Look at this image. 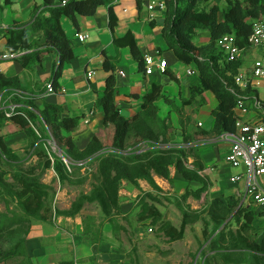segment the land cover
Masks as SVG:
<instances>
[{"label": "crops", "instance_id": "obj_1", "mask_svg": "<svg viewBox=\"0 0 264 264\" xmlns=\"http://www.w3.org/2000/svg\"><path fill=\"white\" fill-rule=\"evenodd\" d=\"M211 1L218 3L221 9L227 7L226 0ZM41 3L42 0H0V71L6 76L17 77L21 87L26 88L22 93L39 95L34 100L38 108H43L44 102L58 104L65 115L78 117L77 126L65 132L77 148H87L95 135L106 143L107 148L111 146L114 126L105 123L104 109L98 104L105 94L106 80L111 73L115 76L118 90L116 100L124 117L131 118L142 109L144 97L152 91L154 83L161 84L163 95L180 107V112L175 110L164 97L156 101L159 115L169 117L172 122V129L167 133V146L180 144L184 128L191 129L192 125L182 124L181 114L190 116L195 128L207 133L197 135L196 139L186 144L193 148L188 153L186 164L193 168L196 162L201 163L202 169L198 173L202 180L185 179L174 165L169 166L170 178L152 171L151 179L140 177L135 182L122 180L117 190L118 210L107 218H104L100 206L91 207L87 202L75 214L60 212L71 206L79 189L73 186L75 181L70 180L71 185L67 180L60 181L54 168H47L42 182L47 186L54 184L52 215L47 220L31 218L27 222L25 249L28 264H63L65 261L73 264H142L143 257L149 253L141 249L136 240L149 235L148 229L152 225V218L144 214L146 206L154 204L162 212L163 218L169 220L171 212L160 205L159 194L171 199L176 196L179 203L178 196H182L187 189L195 191L204 182L207 188L200 196L190 193L182 198H199L207 194L211 200L216 197L234 200L238 195L241 204L251 205L245 195V181L233 183L230 180L243 168L235 170L236 167L226 161L229 139L212 131V111L219 102L215 94L207 90L204 93L205 104L182 107V98H189L191 86L200 82L199 67L195 61H181L166 42L163 28L168 12L164 0H107L93 14H79L76 20L62 15L60 24L71 39L74 55L62 63L57 78L58 89L52 91H48L46 85L53 79L57 53H45L41 60H35L26 68L17 57H3L10 51L7 46L9 27L15 22L29 23L35 8ZM110 7L117 19L114 27L110 26ZM45 15L48 16L49 12L46 11ZM79 33L88 36L81 41L77 37ZM128 33L133 35L142 58L146 54L153 55V73H145L129 44L119 45L115 41ZM209 40L210 33L205 29L196 34L197 45L207 44ZM261 56L260 48L249 46L242 52L239 71H249ZM107 57L114 63L113 70L104 67ZM161 59L166 60L164 70L158 66ZM90 70L93 75L88 78L87 72ZM119 71H123L124 75ZM252 88L264 101V79ZM235 112L245 121L256 118L253 110L243 112L235 108ZM0 133L7 146L14 151L24 153L28 148L29 137L11 116L4 122ZM87 166L84 164L81 170ZM260 180L264 187V175ZM127 230L131 231L132 239L126 235Z\"/></svg>", "mask_w": 264, "mask_h": 264}, {"label": "trees", "instance_id": "obj_2", "mask_svg": "<svg viewBox=\"0 0 264 264\" xmlns=\"http://www.w3.org/2000/svg\"><path fill=\"white\" fill-rule=\"evenodd\" d=\"M105 2L107 0H42L35 8L33 19L29 23L15 22L9 27L7 46L11 51L21 52L17 59L25 68L30 67L35 60H41L45 53H57L58 61L55 64L52 83L53 89L56 90L62 63L69 61L74 55L71 39L62 29L60 17L67 15L76 20L79 14H93L97 7ZM164 3L168 12L163 28L166 42L181 61H195L199 67L200 82L191 86L189 98H182V107L187 104L196 107L205 104L204 93L210 90L219 101L212 111V131L215 134L235 131L238 95L252 96L255 92L250 86L241 88L235 83L234 76L242 65V59L239 57L228 60L219 48L217 40L223 34L233 33L236 43L244 50L247 49L250 46L249 36L254 20L264 17V0H226L225 9H221L218 3L211 0H164ZM46 11L49 12L48 16L45 15ZM109 14L110 26L114 27L117 19L111 7ZM203 29L209 31L210 40L207 44L197 45L196 34ZM115 41L119 45L129 44L140 65L144 67L143 58L131 33ZM104 67L113 70V61L107 57ZM23 89L26 88L21 87L17 77L6 76L0 71V130L8 119L6 112L10 108L9 105L17 104L16 114L11 117L29 137L25 152H37L42 158L38 165L43 170L54 168L58 179L64 181L71 177L73 170L76 171L84 164L96 163L101 181L92 198L102 208L104 218L118 210L117 190L122 180L135 182L140 177L151 179L152 171L170 178V165H174L185 179L202 180L198 173L202 164L196 162L193 168L186 164L188 153L193 149L186 144L196 139L197 135H206L207 132L195 128L190 116L181 114L182 124L192 126L190 130L184 128L180 144L159 146L162 141H167L172 122L169 117L159 115L156 101L164 97L180 112V107L168 96L163 95L161 84L154 83L152 91L144 97L142 109L133 117L127 118L120 113L116 100L118 90L115 76L111 73L106 80L105 94L98 100V104L104 109L105 123H112L114 126L111 146L107 148L106 143L95 135L84 150L77 148L72 138L65 133L77 126L78 117L65 115L62 106L58 104L44 102V107L38 108L34 100L39 95H26L21 92ZM50 138L62 150V155L49 153L47 141ZM63 157L69 160L70 169ZM22 158L20 153L7 146L0 133V199L10 197L15 200L23 212L20 219L24 222L31 218L50 219L52 207L48 203V186L36 175L35 165L29 170L23 169ZM3 165L9 166V169H3ZM206 188L207 184L204 182L203 186L195 191L187 189L182 196L186 197L190 193L200 196ZM223 202V198L216 197L210 203L214 231L218 230L227 218V213L218 212V207L227 206L226 209H230ZM144 214L152 218L151 224L160 222V227L171 240L183 238L185 220H182L180 227L175 226L163 218L162 212L154 204L146 206ZM260 215L264 216L263 210L252 205L240 204L236 211V217L245 230L254 228V222ZM5 220L6 216L0 212V232L6 225ZM26 232L27 226L23 236L21 232L17 233L20 236L12 239L10 247L0 254V263L28 264ZM216 235L222 237V231H218ZM3 237L1 234V238ZM236 244L245 248L255 259H264V237L258 241L249 235H240ZM13 258L15 261L9 262ZM63 264L73 262L65 261Z\"/></svg>", "mask_w": 264, "mask_h": 264}, {"label": "rangeland", "instance_id": "obj_3", "mask_svg": "<svg viewBox=\"0 0 264 264\" xmlns=\"http://www.w3.org/2000/svg\"><path fill=\"white\" fill-rule=\"evenodd\" d=\"M166 143L167 141H162L159 146H167ZM47 147L50 154L55 152L62 155V150L52 138L47 141ZM20 156L23 157L21 161L23 169L29 170L31 166L35 165V173L42 180L46 170L38 165L42 158L37 155V152L30 150L29 152L20 153ZM2 168L9 169V166L3 165ZM235 170H238V167ZM71 176L67 179L68 184H72L70 180L75 181L73 186L79 189V192L76 193V198L71 206L60 212L75 214L80 205L82 206L86 202L91 207L98 205L95 199L92 198L96 187L99 186L101 181V177L97 172V164H88L84 170H81V168L76 169V171L73 170ZM47 190L49 191L48 203L51 204L55 190L54 184H50ZM235 197L237 199L234 198L233 200L227 197L223 199L230 211L226 209L227 206L218 207V212L227 213V218L219 226V229L214 231L209 195L206 194L199 198L190 196L186 199H183L180 195L178 196L180 199L178 203L176 202V196L171 199L159 194L160 205L163 208H168L171 212L168 221L180 227L182 220H185V232L183 238L171 240L165 235L163 228L160 227V222L150 225L149 235L136 240V244L149 253V255L143 257L142 264H264V259H255L245 248L236 244L240 235H249L260 241L264 237V216L257 217L254 228L250 230L243 229L241 221L236 217V211L241 204L240 196L235 195ZM0 212L6 216V225L0 232V254H2L10 247L12 239L20 236L17 233L21 232L23 236L27 222L20 219L23 212L16 201L10 197L0 199ZM127 231L128 234L126 235L132 239L131 231ZM218 231H222V237H217ZM1 234L4 236L3 238H1ZM14 261V258L9 260L11 263Z\"/></svg>", "mask_w": 264, "mask_h": 264}, {"label": "built area", "instance_id": "obj_4", "mask_svg": "<svg viewBox=\"0 0 264 264\" xmlns=\"http://www.w3.org/2000/svg\"><path fill=\"white\" fill-rule=\"evenodd\" d=\"M153 6L151 5L150 8ZM88 35L79 33L77 37L83 41ZM219 48L228 60H235L241 57L244 49L235 41L233 33L223 34L217 40ZM250 46L261 49L262 56L254 61L249 71H239L235 74V83L241 88L258 86L261 79H264V17L254 20L252 31L249 36ZM158 53V51L156 52ZM21 52L9 51L3 57H17ZM143 65L146 74L153 73L154 57L146 54L143 57ZM158 66L164 70L166 60L161 59ZM124 75L123 71H119ZM93 71H88L87 76L91 78ZM53 79L46 85L48 91L53 89ZM6 116L10 117L16 112L17 104L11 103ZM237 108L243 112L255 111L256 118L253 120H242L237 116L236 130L225 132L221 135L230 141V147L226 155V161L233 167H241L243 170L230 177L233 183L244 180L245 195L249 198L250 204L264 212V187L261 183V176L264 175V105L263 100L256 94L252 96L238 95ZM67 167L70 169L69 160L63 157ZM151 230V228L149 229Z\"/></svg>", "mask_w": 264, "mask_h": 264}]
</instances>
